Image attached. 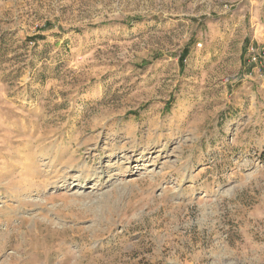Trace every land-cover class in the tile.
<instances>
[{
  "label": "rangeland",
  "instance_id": "obj_1",
  "mask_svg": "<svg viewBox=\"0 0 264 264\" xmlns=\"http://www.w3.org/2000/svg\"><path fill=\"white\" fill-rule=\"evenodd\" d=\"M0 264H264V0H0Z\"/></svg>",
  "mask_w": 264,
  "mask_h": 264
},
{
  "label": "bare ground",
  "instance_id": "obj_2",
  "mask_svg": "<svg viewBox=\"0 0 264 264\" xmlns=\"http://www.w3.org/2000/svg\"><path fill=\"white\" fill-rule=\"evenodd\" d=\"M20 248V247H19Z\"/></svg>",
  "mask_w": 264,
  "mask_h": 264
}]
</instances>
